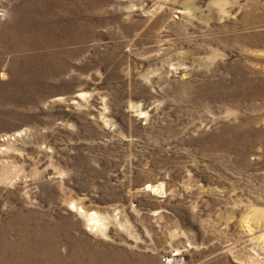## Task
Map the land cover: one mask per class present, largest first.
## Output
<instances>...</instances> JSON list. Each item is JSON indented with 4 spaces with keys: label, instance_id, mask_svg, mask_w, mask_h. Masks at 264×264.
Instances as JSON below:
<instances>
[{
    "label": "rangeland",
    "instance_id": "374dc122",
    "mask_svg": "<svg viewBox=\"0 0 264 264\" xmlns=\"http://www.w3.org/2000/svg\"><path fill=\"white\" fill-rule=\"evenodd\" d=\"M174 253L264 264V0H0V264Z\"/></svg>",
    "mask_w": 264,
    "mask_h": 264
},
{
    "label": "bare ground",
    "instance_id": "6f19581e",
    "mask_svg": "<svg viewBox=\"0 0 264 264\" xmlns=\"http://www.w3.org/2000/svg\"><path fill=\"white\" fill-rule=\"evenodd\" d=\"M41 28V27H40ZM38 37V36H37ZM45 43H46V41H45ZM48 43H49V41H48ZM89 220H92V218H89ZM176 254H178V256L176 255ZM174 256H172V260L173 261H175V262H177V263H180V262H182L183 264H184V257L183 256H181V254H179V253H174L173 254ZM162 263H163V260H162Z\"/></svg>",
    "mask_w": 264,
    "mask_h": 264
},
{
    "label": "built area",
    "instance_id": "2783aa9c",
    "mask_svg": "<svg viewBox=\"0 0 264 264\" xmlns=\"http://www.w3.org/2000/svg\"><path fill=\"white\" fill-rule=\"evenodd\" d=\"M176 255L178 256V254H176ZM172 256H174V255L172 254V255H167V256L163 257V263L162 264H183L182 262L177 263V262L173 261L171 259Z\"/></svg>",
    "mask_w": 264,
    "mask_h": 264
}]
</instances>
